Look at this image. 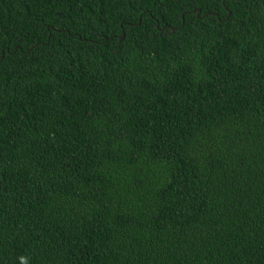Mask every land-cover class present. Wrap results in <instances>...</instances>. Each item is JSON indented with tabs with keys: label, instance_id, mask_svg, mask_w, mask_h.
<instances>
[{
	"label": "trees",
	"instance_id": "obj_1",
	"mask_svg": "<svg viewBox=\"0 0 264 264\" xmlns=\"http://www.w3.org/2000/svg\"><path fill=\"white\" fill-rule=\"evenodd\" d=\"M264 264V0H0V264Z\"/></svg>",
	"mask_w": 264,
	"mask_h": 264
},
{
	"label": "clouds",
	"instance_id": "obj_2",
	"mask_svg": "<svg viewBox=\"0 0 264 264\" xmlns=\"http://www.w3.org/2000/svg\"><path fill=\"white\" fill-rule=\"evenodd\" d=\"M23 264H26V261H24Z\"/></svg>",
	"mask_w": 264,
	"mask_h": 264
}]
</instances>
